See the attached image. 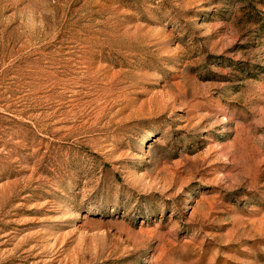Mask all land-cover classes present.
<instances>
[{
    "label": "rangeland",
    "instance_id": "obj_1",
    "mask_svg": "<svg viewBox=\"0 0 264 264\" xmlns=\"http://www.w3.org/2000/svg\"><path fill=\"white\" fill-rule=\"evenodd\" d=\"M0 264H264V0H0Z\"/></svg>",
    "mask_w": 264,
    "mask_h": 264
}]
</instances>
